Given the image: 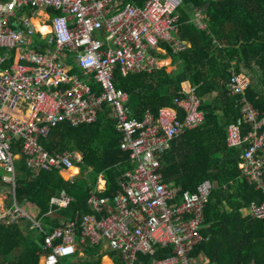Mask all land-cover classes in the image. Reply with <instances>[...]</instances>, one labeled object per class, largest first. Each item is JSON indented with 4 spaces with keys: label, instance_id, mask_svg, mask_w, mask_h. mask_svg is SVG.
<instances>
[{
    "label": "built area",
    "instance_id": "built-area-1",
    "mask_svg": "<svg viewBox=\"0 0 264 264\" xmlns=\"http://www.w3.org/2000/svg\"><path fill=\"white\" fill-rule=\"evenodd\" d=\"M181 5L182 0H0V170L11 192L0 194V223L29 221L42 236L40 264H65L64 257L101 243L118 253L119 264L140 263V254L155 257L159 249L168 254L152 264H191L192 251L206 241L200 231L212 183L180 193L162 174L171 143L204 120L195 87L181 84L171 106L136 118L129 94L113 82L116 71L124 77L153 74L163 68L159 54L188 47L176 36ZM205 20L204 8L193 7L190 22L203 30ZM248 84L246 75L231 71L227 88L238 97L240 118L228 125L226 144L240 150V177L262 196L249 211L264 219V110L245 98ZM104 106L112 111L130 169L112 196L101 197L99 188L90 194L91 213L60 218L47 232L41 218L15 199V161L22 159L35 175L69 171L79 156L51 155L38 141L61 122L95 123ZM72 202L62 191L49 199L44 216L53 218Z\"/></svg>",
    "mask_w": 264,
    "mask_h": 264
},
{
    "label": "trees",
    "instance_id": "trees-1",
    "mask_svg": "<svg viewBox=\"0 0 264 264\" xmlns=\"http://www.w3.org/2000/svg\"><path fill=\"white\" fill-rule=\"evenodd\" d=\"M138 1L142 4L146 0ZM193 7L205 8L206 29H198L190 22ZM179 13V36L190 43V48L173 56L177 69L168 73L163 68L153 74L126 77L116 71L114 85L129 93L128 105L136 118L146 111L157 114L161 107L171 106L182 82L195 87V94L201 99L203 123L186 131L175 145L176 141L171 143L162 167L165 181L175 183L180 193L194 192L203 181L216 185L205 206L200 231L209 240L196 246L191 256L204 252L209 264H264V219L241 218L237 211L251 201L260 202L262 196L244 181L240 183V150L228 149L226 145L228 125L240 118L238 97L231 96L227 88L231 71L248 75L245 98L259 112L264 110V0H182ZM213 92L214 100L208 99ZM108 112L105 107L93 124L72 127L61 122L40 142L49 154L79 152L82 163L96 173L93 183L70 184L58 173L34 176L22 162L16 163L15 198L20 204H34L38 217L47 226L59 224L44 216L52 196L65 191L73 197L74 202L59 212L66 219L76 212L89 214L87 199L97 187L98 176L106 182L101 197H110L117 190L118 180L130 169L129 155L119 150L120 138ZM76 174L73 169L68 176ZM6 189L0 179V191ZM228 190L233 193L225 192ZM223 200L235 210L226 209ZM41 244L40 234L23 232L15 223H0V264H38ZM85 253L88 260L75 264H99L100 257L95 258L97 249L88 246ZM167 254L166 249H159L155 257L140 254L139 261L152 264ZM103 262L109 264L106 258Z\"/></svg>",
    "mask_w": 264,
    "mask_h": 264
},
{
    "label": "crops",
    "instance_id": "crops-1",
    "mask_svg": "<svg viewBox=\"0 0 264 264\" xmlns=\"http://www.w3.org/2000/svg\"><path fill=\"white\" fill-rule=\"evenodd\" d=\"M203 8V7H202ZM205 9V8H204ZM206 14V13H205ZM207 17V16H206ZM36 23V22H35ZM192 23V22H191ZM37 24V23H36ZM193 24V23H192ZM206 29V28H205ZM43 31V30H42ZM179 31H180V24H179ZM43 32H45V31H43ZM178 35V39L180 40V41H183V42H186V43H188V47L184 50V51H186V50H188L189 48H190V43L187 41V40H182L181 38H180V36H179V33L177 34ZM183 51V52H184ZM181 53V52H180ZM163 54V55H162ZM177 54H179V53H176V54H172L169 50H166V52L165 53H161V54H159V55H161V58H162V67L163 68H165L166 69V71L168 72V73H171L172 71H174V70H176L177 69V67H178V65H177V63H174L173 62V56H175V55H177ZM169 64V65H168ZM162 68V69H163ZM161 70V69H160ZM242 74H245V75H247L245 72H241ZM248 76V75H247ZM183 83H187V84H190L188 81H184V82H182V84ZM129 94V93H128ZM130 96V95H129ZM215 96H216V92H213L209 97H208V99H212V100H214V98H215ZM130 101V100H129ZM129 104V103H128ZM129 106V105H128ZM130 107V106H129ZM108 110H109V112H108V117L113 121V124H114V118H113V114H112V111H111V109L110 108H108V107H106ZM131 109V108H130ZM105 111V107H104V110L102 111V112H100V113H103ZM131 111H132V109H131ZM99 113V114H100ZM132 114H133V112H132ZM134 116V115H133ZM98 118H99V115H98ZM239 120V119H238ZM97 121H98V119H97ZM96 121V122H97ZM95 122V123H96ZM203 123V122H202ZM237 123V122H236ZM66 124H68V125H70L69 123H66ZM93 124V123H92ZM59 125V124H58ZM82 125V124H81ZM201 125V124H200ZM199 125V126H200ZM70 126H72V125H70ZM79 126V125H78ZM72 127H76V126H72ZM54 129V128H53ZM194 129H196V128H194ZM194 129H190V130H194ZM115 130V129H114ZM190 130H187V131H190ZM51 132V131H50ZM186 132V131H185ZM184 132V133H185ZM117 133V132H116ZM184 133H183V135H184ZM49 135H50V133H49ZM183 135H182V137H183ZM226 136H227V133H226ZM48 138V137H47ZM46 138V139H47ZM179 138H181V137H179ZM176 139V140H174V141H176L173 145H175L176 143H177V141H179L180 139ZM46 139H40L39 141H38V143H39V146H41V144H40V142L41 141H43V140H46ZM227 145V144H226ZM42 147V146H41ZM43 148V147H42ZM228 148V147H227ZM44 149V148H43ZM229 149V148H228ZM170 150H171V148H170ZM169 150V151H170ZM232 150V149H231ZM47 152V151H46ZM121 152V151H120ZM14 153H18V151L17 150H15L14 151ZM48 153V152H47ZM62 153H69V154H75V155H77V156H79L80 157V159H81V161L80 162H78V163H75L76 165H73V169H76L77 170V174L76 175H78V168H77V165H79V164H81L82 163V155L79 153V152H62ZM124 153V152H123ZM53 154H60V153H53ZM125 154H127V153H125ZM52 155V154H51ZM17 156H18V154H17ZM240 160V159H239ZM18 162H22V164H23V160L22 159H17L16 161H15V164H14V169H15V165H16V163H18ZM240 163H238V165H239ZM238 167V166H237ZM71 168V169H72ZM92 170V169H91ZM239 170V169H238ZM1 171V170H0ZM93 171V170H92ZM2 172V171H1ZM30 172V171H29ZM240 172V171H239ZM3 173V172H2ZM42 173V172H41ZM41 173H39V174H41ZM33 174V173H32ZM39 174H37V175H35V174H33L34 176H38ZM48 174V173H47ZM63 174H65L67 177H68V179L67 180H64L63 178H67L66 176H63ZM70 174V170L69 171H64V172H60V173H58V175L61 177V179L63 180V181H65V182H67V183H70V184H72V183H74V181H73V178L76 176V175H73V176H68ZM2 177H0V179H1ZM14 179H15V181H16V169H15V172H14ZM165 180V179H164ZM239 181H240V183H243V179H241V177H240V173H239ZM166 182V181H165ZM3 183V182H2ZM101 183L103 184L102 185V187H100L101 186ZM168 185H170V186H173V187H176L175 186V183H173V182H170V183H168V182H166ZM6 185V184H5ZM212 185H213V190L214 189H216V185L214 184V183H212ZM231 185L232 186H234V183H231ZM99 188V190H101V195L106 191V182L103 180V177L101 176V175H99L98 176V184H97V187H96V189L95 190H97ZM228 189V187L227 186H225L224 187V190H227ZM254 189V188H253ZM94 190V191H95ZM102 190H104L103 192H102ZM212 190V191H213ZM62 192V191H61ZM60 192V193H61ZM65 192V191H64ZM225 192H230V193H233L232 192V190H228V191H225ZM14 193H15V191H14ZM59 193V194H60ZM0 194H3L4 196H6V197H11V192H10V186H8L7 185V189L5 190V191H0ZM228 196V195H227ZM16 199V198H15ZM226 200V199H225ZM225 200H223L224 201V206H225V208L226 209H228V210H232V209H234V208H232L229 204L227 205V203H226V205H225ZM17 201V200H16ZM252 202V201H251ZM250 202V203H251ZM17 203H19L18 201H17ZM250 203L248 204V205H246L245 207H241V208H239L237 211L239 212V216L241 217V218H249V217H253V218H258V219H261V218H259V217H255L254 215H252L251 213H250V211H249V205H250ZM20 204V203H19ZM48 204H49V202H48ZM21 205H23V206H25V207H27V208H29L32 212H33V214H37V216H38V209H37V207H35L34 206V204H32V203H23V204H21ZM64 210H66V209H64ZM235 210V209H234ZM233 210V211H234ZM60 212V211H59ZM59 212L58 213H56V216L55 217H53V219H56L57 221H58V223H59V221H60V218H64V219H66L64 216H62V215H60L59 214ZM70 219V218H69ZM204 220V219H203ZM15 224H18V225H20V227H22V229H23V232H33V233H35L36 235L38 234L39 235V233L36 231V229L35 228H31L30 227V223H29V221H27V220H21V221H19L18 223H15ZM42 225H43V227H44V229H45V231H47V232H50L51 231V229L53 228V227H55V226H53V227H50V226H47L46 224H44L43 223V221H42ZM263 225H264V222H263ZM209 237V236H208ZM208 237H206V241L207 240H209L208 239ZM93 247L94 249H97V255H96V259H98L99 257H100V261H99V264H102L101 263V260H103V258H106V259H108V261H109V264H119V262H120V259H119V255H118V253H116L115 251H112V250H110L107 246H106V244H104V243H101V244H99V245H92V244H87L86 246H84V247H82L80 250H78V251H76V253H74V254H72V255H69V256H67V257H64L63 259H62V262L63 263H65V264H75V263H80L81 262V260L83 261V260H88V257H87V255H86V253H85V250H86V248L87 247ZM113 254V255H112ZM38 255H39V252H38ZM115 255H117V256H115ZM192 257V259H191V264H209V261H208V258H207V256L205 255V253L204 252H200V253H198V254H196L195 256H191ZM38 264H40V255H39V262H38ZM141 264V263H140Z\"/></svg>",
    "mask_w": 264,
    "mask_h": 264
},
{
    "label": "rangeland",
    "instance_id": "rangeland-1",
    "mask_svg": "<svg viewBox=\"0 0 264 264\" xmlns=\"http://www.w3.org/2000/svg\"><path fill=\"white\" fill-rule=\"evenodd\" d=\"M177 38L178 35L176 34ZM74 165H76L75 163H73ZM78 168V175H76L73 178L74 183L80 185L82 183H93L96 177V173H94V171L91 170L90 167H87L84 163H81L79 165H77ZM3 176V173L0 171V177ZM63 176H66L65 174H63ZM67 177V176H66ZM64 180H67L65 178H63ZM101 187V186H100ZM102 264H106L103 262V260H101Z\"/></svg>",
    "mask_w": 264,
    "mask_h": 264
},
{
    "label": "bare ground",
    "instance_id": "bare-ground-1",
    "mask_svg": "<svg viewBox=\"0 0 264 264\" xmlns=\"http://www.w3.org/2000/svg\"><path fill=\"white\" fill-rule=\"evenodd\" d=\"M35 22H36V23H37V25L39 26V21H38V20H36ZM39 28H40V30H43V31H45V32L48 30V28H47V27H39ZM168 65H169V64H168ZM71 170H73V168H72V169H70V171H71ZM102 185H103V184L101 183V187H102Z\"/></svg>",
    "mask_w": 264,
    "mask_h": 264
}]
</instances>
